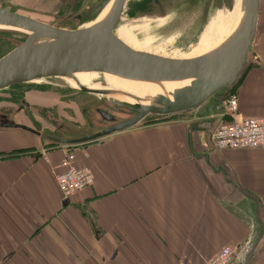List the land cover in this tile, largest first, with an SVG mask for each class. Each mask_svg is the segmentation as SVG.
<instances>
[{
  "label": "crops",
  "instance_id": "0c3cea01",
  "mask_svg": "<svg viewBox=\"0 0 264 264\" xmlns=\"http://www.w3.org/2000/svg\"><path fill=\"white\" fill-rule=\"evenodd\" d=\"M259 4L253 59L231 92L243 118L264 119ZM221 115L169 116L75 149L0 131V264H206L243 246L242 264H264V149L215 151ZM69 152L93 183L64 200L55 175Z\"/></svg>",
  "mask_w": 264,
  "mask_h": 264
},
{
  "label": "water",
  "instance_id": "95a60500",
  "mask_svg": "<svg viewBox=\"0 0 264 264\" xmlns=\"http://www.w3.org/2000/svg\"><path fill=\"white\" fill-rule=\"evenodd\" d=\"M110 3L109 10L99 23L80 29L86 23L95 21ZM125 3L126 0L100 1L73 17L78 27L69 30L16 11L14 1L4 2L0 6V34L19 40H10L12 49L0 58V91L49 79H57L67 85L65 81L72 80L79 73L113 75L154 85L190 81V85L175 91L171 98L157 96L145 105L122 103L77 85L74 91L101 98L100 104L92 109L93 130L81 131L74 136L63 133L65 137L46 135L23 120L24 113L30 111L33 104L24 100L17 106L0 104V131H19L55 146L77 147L133 129L150 116L169 118L195 112L213 117L223 113L224 98L236 87L253 59L259 31L260 0H241L238 26L220 48L194 59L181 60L129 49L115 37L114 31L122 24L130 26L128 23L131 22L166 20L176 11L178 4L183 3L198 11L190 33L192 42L189 46L194 45L214 13L231 11L235 0H168L166 4L158 0L159 10L154 16L137 17L133 21L123 17ZM39 4L42 12L50 17L60 6L54 1L45 3L42 0ZM26 5L32 8L30 4ZM212 8L213 13L210 14ZM100 85L105 84L100 81ZM34 105L42 108L39 103ZM51 123L62 130L55 121ZM249 252L244 246L238 249L233 264L245 262L244 257Z\"/></svg>",
  "mask_w": 264,
  "mask_h": 264
},
{
  "label": "rangeland",
  "instance_id": "374dc122",
  "mask_svg": "<svg viewBox=\"0 0 264 264\" xmlns=\"http://www.w3.org/2000/svg\"><path fill=\"white\" fill-rule=\"evenodd\" d=\"M6 1H14V8L16 11L28 16H33L34 18L40 19L52 26L69 30L78 27L77 23L73 22L72 18H67L66 20H56L54 16L50 17L45 15L42 12V8L39 3L34 5L32 1L29 0H0V6ZM26 4H30V6L33 4V6L32 8L27 7ZM165 7L166 6H164V10ZM187 7L189 6L183 3L178 4L176 11H174H178L177 14L171 13L169 17L166 18V20L163 19V22L158 20L154 22V25L152 24L150 26L141 27V32H136L133 30L131 25L136 26L147 22H131L128 23L130 26H124L122 24L121 27H118L114 31V35L116 38H118V40L125 44L126 47H129V49L134 51L158 55L164 58L181 60L188 59L192 55L193 51L204 49L212 42L217 40V42H221L223 39L225 40L227 38V34L232 32L231 30L234 26V11L227 17V19H221V17L218 16V11L214 13L207 24L209 25L213 21L210 24L206 34L202 38H199L196 44L190 46L189 44H187V46L180 45L181 32L183 31L186 23H184V25L183 23L180 24V27L177 29L173 24L175 21H177L176 18L178 13L184 11V9ZM68 9L69 8L66 7V10ZM195 13L197 12H192V14ZM105 14L106 12L102 11L95 21L86 23L80 27V29L91 27L97 22L99 23ZM13 39L17 41L19 40L17 37L0 34V58L12 49L10 40ZM100 81L106 85L105 79L101 74L98 73H84V78L82 80V82L85 84V87L88 89L106 91V86L102 88L103 86L100 85ZM24 100H27L33 104L31 105L30 111L24 113L25 118H23V120H25L34 128L42 130L46 135L52 134L54 136L65 137L66 135H63V133L67 134L68 136H74L81 131L84 133V131H90L94 129V126L91 124V121L93 120L92 109L93 107L100 104L99 102L101 101V98L74 91L62 81L57 79L46 81L42 80L36 83L34 82V84H23V86H20L17 90L10 89L0 91V104H11L17 106L21 101ZM35 103H39L42 108L35 106ZM160 119L164 118L150 116L144 121L143 124L141 123L140 125L149 124L152 121H157ZM52 121H55L63 131L59 130L58 127H55V125L51 123ZM10 133H13V135L16 137V141L28 145L36 144V146H40L41 150H45L46 148H76L55 146L47 141H42L19 131H10Z\"/></svg>",
  "mask_w": 264,
  "mask_h": 264
},
{
  "label": "built area",
  "instance_id": "2783aa9c",
  "mask_svg": "<svg viewBox=\"0 0 264 264\" xmlns=\"http://www.w3.org/2000/svg\"><path fill=\"white\" fill-rule=\"evenodd\" d=\"M221 117L211 136L215 151L264 149V119L241 117L238 114L236 94L230 93L224 98ZM75 161L74 153H66L59 164L63 171L55 175L58 190L64 200L89 188L93 183L92 171L87 167L77 168ZM237 251V247H224L206 264H233Z\"/></svg>",
  "mask_w": 264,
  "mask_h": 264
},
{
  "label": "bare ground",
  "instance_id": "6f19581e",
  "mask_svg": "<svg viewBox=\"0 0 264 264\" xmlns=\"http://www.w3.org/2000/svg\"><path fill=\"white\" fill-rule=\"evenodd\" d=\"M240 3H241V0H235V3L233 4L234 5L233 9L231 11H227V10L219 11L218 16H220L221 19H227V17L234 11V14H233L234 26L231 30L232 32H230V34H227L226 39H228L234 33V31L236 30L238 26V22L241 16L240 15V5H241ZM110 6H111V3L107 6L106 9H103V12L107 13ZM210 24L207 25L204 32L200 36V38H202L206 34ZM225 40L224 39L223 41L220 40L221 42H217L218 41L217 40L215 42H212L210 45H208L204 49L193 51L192 55L188 59H192V58L194 59L196 57H200V56L209 54L217 50L223 45V42ZM102 76L106 81V85L104 86H106L107 90L106 91L93 90V89H90V90L100 92L101 94L106 95V97H109V98L112 97L116 101L130 104V105H145L149 102H152V99H154L155 97L161 96V95H166L168 98H171V95L175 91L180 90L190 85V81H184V82H178V83H174V82L173 83H163L159 85L158 84L154 85V83L129 81V80H125V79L113 76V75L104 74ZM83 78H84V73H79V74H75L72 80H69V81L64 80V81L65 83H67L69 87L75 90L77 88V85L81 87H85V84L82 82ZM104 86L102 88H104Z\"/></svg>",
  "mask_w": 264,
  "mask_h": 264
},
{
  "label": "flooded vegetation",
  "instance_id": "af4514ba",
  "mask_svg": "<svg viewBox=\"0 0 264 264\" xmlns=\"http://www.w3.org/2000/svg\"><path fill=\"white\" fill-rule=\"evenodd\" d=\"M29 1H32V3L34 5H36L39 3L38 1H42V0H29ZM43 1L45 3L53 2V1L56 3L59 2L60 6L57 9V12L55 13L54 17L56 20H58V19L59 20H66L67 18L73 19V17L77 16L78 14L84 13L85 10H88L90 8V6L96 4L100 1H105V0H43ZM160 1L163 4H166L168 2V0H159V2ZM157 2H158V0H126L125 7L123 10V17L125 19L130 20V19H135L137 17L154 16V14L159 10V8H157L159 6L157 4ZM33 4H32V6H33ZM66 7H68L69 9L66 10ZM213 9L214 8H212L210 10V14L213 13ZM194 11H196L195 8L190 5V7H187L186 9H184V11L178 13L177 18H176L177 21H175V23L173 24L175 26V28L177 29L178 27H180L179 26L180 24L183 23V25H184V23H186L185 27L183 28V31L181 32L180 45H182V46H187V44H190L192 42L190 39V33H192V27L195 26L194 22L197 20L196 19L197 13L192 14V12H194ZM177 12H173V13L177 14ZM196 12H198V11H196ZM161 21L163 22V20H160V22ZM152 24L154 25V22L144 23V24H140V25H136V26L131 25V27L136 32H141V30H140L141 27L150 26ZM49 80H53V79H49ZM43 81H46V80H43ZM20 86H23V84L12 86V87L5 89V90H10V89L17 90ZM13 95H15V94H13Z\"/></svg>",
  "mask_w": 264,
  "mask_h": 264
},
{
  "label": "trees",
  "instance_id": "16d2710c",
  "mask_svg": "<svg viewBox=\"0 0 264 264\" xmlns=\"http://www.w3.org/2000/svg\"><path fill=\"white\" fill-rule=\"evenodd\" d=\"M28 150H29V149H25V150H23V151L25 152V151H28Z\"/></svg>",
  "mask_w": 264,
  "mask_h": 264
}]
</instances>
